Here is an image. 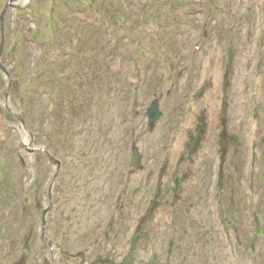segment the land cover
Here are the masks:
<instances>
[{
  "label": "rangeland",
  "instance_id": "obj_1",
  "mask_svg": "<svg viewBox=\"0 0 264 264\" xmlns=\"http://www.w3.org/2000/svg\"><path fill=\"white\" fill-rule=\"evenodd\" d=\"M263 139L264 0H0V264H264Z\"/></svg>",
  "mask_w": 264,
  "mask_h": 264
},
{
  "label": "water",
  "instance_id": "obj_2",
  "mask_svg": "<svg viewBox=\"0 0 264 264\" xmlns=\"http://www.w3.org/2000/svg\"><path fill=\"white\" fill-rule=\"evenodd\" d=\"M156 111H157V109H156V107H154V109L152 110V113H153V112H156Z\"/></svg>",
  "mask_w": 264,
  "mask_h": 264
},
{
  "label": "bare ground",
  "instance_id": "obj_3",
  "mask_svg": "<svg viewBox=\"0 0 264 264\" xmlns=\"http://www.w3.org/2000/svg\"><path fill=\"white\" fill-rule=\"evenodd\" d=\"M135 167H137V166L135 165ZM42 237H43V235H42ZM125 262H127V261H125Z\"/></svg>",
  "mask_w": 264,
  "mask_h": 264
}]
</instances>
